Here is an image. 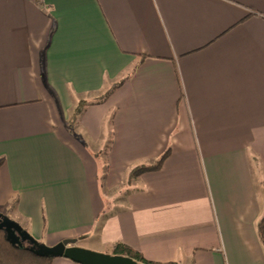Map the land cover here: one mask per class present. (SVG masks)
Segmentation results:
<instances>
[{"label":"crops","instance_id":"1","mask_svg":"<svg viewBox=\"0 0 264 264\" xmlns=\"http://www.w3.org/2000/svg\"><path fill=\"white\" fill-rule=\"evenodd\" d=\"M0 212L48 246L264 264V0H0Z\"/></svg>","mask_w":264,"mask_h":264},{"label":"trees","instance_id":"2","mask_svg":"<svg viewBox=\"0 0 264 264\" xmlns=\"http://www.w3.org/2000/svg\"><path fill=\"white\" fill-rule=\"evenodd\" d=\"M122 83L123 80L114 84L109 91L99 96L97 98V101L99 103L103 102L105 99L109 97L112 91ZM85 105H86L85 101H81L79 103V105L75 108L71 116L70 122L75 123L78 121L79 117L82 115L84 111ZM169 155H170V149H167V151H165L155 163L140 164L133 167L128 173V182L129 183L132 182L134 179L138 178L144 173L160 170L165 160L169 157ZM106 166L107 165H105V170H106ZM26 231L28 232V230ZM258 235L260 242L264 247V212L258 222ZM113 255L127 256L143 264H181L178 262L160 263V262L149 261L139 251L134 250L133 248L120 243L115 245L113 249ZM53 259L54 258L50 256L37 255L34 252L28 250L26 247H19L15 245L13 242H11L8 239V235L6 231L0 229V264H52Z\"/></svg>","mask_w":264,"mask_h":264},{"label":"water","instance_id":"3","mask_svg":"<svg viewBox=\"0 0 264 264\" xmlns=\"http://www.w3.org/2000/svg\"><path fill=\"white\" fill-rule=\"evenodd\" d=\"M0 229L6 231L8 239L19 247L40 256L64 257L79 264H143L130 257L96 252L77 246V239H65L49 247L39 243L17 221L0 212ZM27 243V246H24Z\"/></svg>","mask_w":264,"mask_h":264},{"label":"rangeland","instance_id":"4","mask_svg":"<svg viewBox=\"0 0 264 264\" xmlns=\"http://www.w3.org/2000/svg\"><path fill=\"white\" fill-rule=\"evenodd\" d=\"M24 246H27V243H24ZM46 246H48V245H46ZM49 247H52V246H49ZM87 249V248H86ZM89 249V248H88ZM90 250V249H89ZM93 251H95V250H93ZM97 251V250H96ZM98 252V251H97ZM102 253V252H101Z\"/></svg>","mask_w":264,"mask_h":264}]
</instances>
